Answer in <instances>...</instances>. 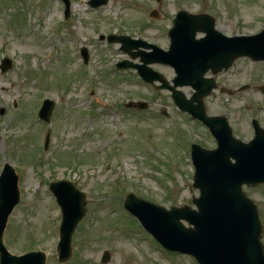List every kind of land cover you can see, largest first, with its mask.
I'll return each mask as SVG.
<instances>
[{"label": "rangeland", "instance_id": "1", "mask_svg": "<svg viewBox=\"0 0 264 264\" xmlns=\"http://www.w3.org/2000/svg\"><path fill=\"white\" fill-rule=\"evenodd\" d=\"M71 1L66 20L59 0H0V63L13 62L7 73L0 72V174L5 164L16 168L20 190L5 246L14 255L42 251L46 264H61L56 254L61 218L48 187L64 179L87 194V214L66 264H103L106 251L111 257L106 264H196L154 240L149 245L122 204L135 193L166 209L195 208L199 191L192 186L190 144L214 149L215 139L185 115L175 117L170 92L144 84L135 71L116 70L113 65L129 57L98 35H127L167 50V30L181 9L212 15L217 30L228 36L255 35L264 28V0H109L97 10L89 0ZM152 10H158V20L148 17ZM83 47L88 64L80 55ZM151 67L169 82L174 78L169 67ZM216 81L219 89L205 100L208 115L226 116L234 136L248 142L252 118L264 127V63L239 59ZM179 90L192 96L190 88ZM45 98L55 103L50 125L37 121ZM139 101L149 108H125ZM244 192L258 205L264 245V186Z\"/></svg>", "mask_w": 264, "mask_h": 264}, {"label": "water", "instance_id": "2", "mask_svg": "<svg viewBox=\"0 0 264 264\" xmlns=\"http://www.w3.org/2000/svg\"><path fill=\"white\" fill-rule=\"evenodd\" d=\"M64 1L69 9L68 0ZM107 1L92 0L90 5L96 8ZM153 15L158 17L157 12ZM198 33L207 36L197 41ZM169 35L171 47L168 52L128 37L110 36L109 42L122 43L124 52L133 59L141 58L143 63L131 65L125 62L119 65L120 68L137 69L149 83L160 81L163 84L160 88L171 90L180 107L184 110L189 108L196 118L209 126L220 146L212 152L193 148L197 167L194 188L201 191V196L193 201L198 211L189 207L168 211L134 196L128 197L125 207L138 216L166 248L192 255L200 264H264L257 207L242 193L243 184L264 182V131L256 125V140L247 146L233 139L225 118H208L203 106V98L216 87L213 79H204L209 70L216 75L223 69L228 70L234 61L242 57L264 61V30L254 36L227 38L216 31L215 20L211 16L180 11ZM140 48L153 49V52L132 53ZM154 63L170 65L175 69L177 77L173 81L174 86L148 68L149 64ZM4 65L5 72L11 67V62L4 61ZM183 86H191L197 91L191 101H187L176 90ZM194 102L198 105L191 107ZM139 107L145 108L146 104L140 103ZM52 109L53 102H45L41 117L46 122L50 121ZM231 157L236 160V164L231 163ZM50 188L63 209L58 255L62 261H67L71 257L73 233L86 214L85 195L68 181L52 183ZM19 201L18 177L15 170L6 164L0 177L1 264H46V256L42 252L18 257L10 254L3 245L8 218ZM183 220L194 228H186L181 222ZM109 259L106 253L103 262Z\"/></svg>", "mask_w": 264, "mask_h": 264}]
</instances>
